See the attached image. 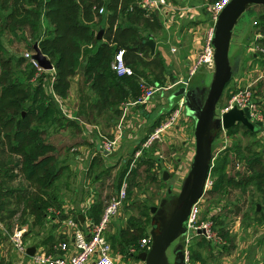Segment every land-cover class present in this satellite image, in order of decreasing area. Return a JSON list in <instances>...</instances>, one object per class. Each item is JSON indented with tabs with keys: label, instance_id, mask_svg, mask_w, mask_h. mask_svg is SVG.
Here are the masks:
<instances>
[{
	"label": "trees",
	"instance_id": "16d2710c",
	"mask_svg": "<svg viewBox=\"0 0 264 264\" xmlns=\"http://www.w3.org/2000/svg\"><path fill=\"white\" fill-rule=\"evenodd\" d=\"M102 6L104 10L100 12ZM41 17L45 18L44 32ZM259 18L256 24H259L260 31H264V12ZM25 27L31 30L33 42H37L54 63L56 74L52 88L58 95L67 98L71 78L80 74L77 115L88 121L94 109H99V112L113 109L118 114L121 102L139 95L141 77L148 78L140 64L149 66L158 79L161 76L153 68L154 63L164 67L160 60L147 61L138 53L143 50L147 57L150 56L146 40L162 27L159 9L146 10L139 0H0V214L11 229L16 215H19L20 224L25 223L28 216H33L32 223L42 225L48 213L53 212L50 208L59 205L60 200L53 189L69 166L61 162L56 145L46 139L47 128L67 123L84 127L79 119L62 112L46 88L45 74L37 77L33 84L30 78L36 72L34 65L29 60L34 68L29 69L24 66L26 56L10 53L3 36L18 33ZM100 28H103L102 38H98ZM259 40L264 41V38ZM33 42L30 45L34 52ZM121 48L126 49V62L135 69L133 75H118L113 69L115 54ZM225 132L234 135L239 132L255 133L256 130L237 122ZM256 144V140L244 143L242 139H236L215 157L211 168L212 185L206 194L208 199L214 196L217 199L204 206L207 208L204 215L210 213L211 203L219 201L233 189H240V195H244L254 187L259 198L253 200L254 215L248 216L246 225H264V153L256 149ZM237 160L243 162V169L235 168ZM153 164L154 159H147L144 153L137 158L130 169L124 204H127L132 188L138 184L135 178L142 172L145 179L156 180L151 171ZM129 167L130 162L121 174L119 185ZM258 203L261 209H258ZM225 206L224 210H216L210 216L215 221V228L226 240L220 251L228 253L235 246V235L230 232L228 212L225 211L230 206L229 211L239 212L242 205L237 200ZM103 208V201L98 198L88 208L89 217L98 220ZM136 209L125 226L114 233L107 231L114 253L129 256L132 244L138 246L139 252L142 250L138 244L141 237L150 235L147 231L152 218L150 204L140 202ZM246 217L245 213L243 221ZM75 219L80 221L77 215ZM55 240L53 234L44 239L43 243L50 246L48 252H57L53 246ZM207 244L215 252L216 243L201 235L194 239L190 264L206 263L203 247ZM134 256L138 257V253Z\"/></svg>",
	"mask_w": 264,
	"mask_h": 264
},
{
	"label": "crops",
	"instance_id": "0c3cea01",
	"mask_svg": "<svg viewBox=\"0 0 264 264\" xmlns=\"http://www.w3.org/2000/svg\"><path fill=\"white\" fill-rule=\"evenodd\" d=\"M168 1L169 2L167 4L162 5L161 9H159L162 27L160 28V30L155 32L152 37L146 40L147 43L149 39H154V41L156 42L155 52L154 53L151 52V47L148 45V43L147 45L149 46L150 56L147 57L143 50L138 52L147 61L156 59V60H160L164 65V67L162 68L161 64L154 63L153 68L161 76V79H158L155 78V74H153L149 66L140 64V68L144 69L148 74V78L152 80L150 81L152 82L150 84L160 86V89L157 90L155 96L152 99H150L149 103L136 104L130 106L121 133L118 132L117 127L124 111L123 102H121L118 105V109L120 110V113L118 114L114 113L113 109H108V110L104 109L103 111L100 112L99 109L97 108L94 109V112L92 113L91 118L89 119L92 121H96V123L90 122L87 127L84 124V127L82 128L83 130L86 131V133H79L80 136L78 135L79 136L78 141L74 142L73 146H71L68 149V151H70V156L62 157L60 149H58L57 144L51 139L49 140L48 138H46L48 141H51L56 145L58 156L61 162L64 164H68L69 167L66 169L67 171H65L67 174L64 173L63 175L65 174L67 175V183L72 189L70 196H68L66 199L64 198V196L60 197L57 194L58 199L60 200L59 205L58 206L54 205L50 208L51 209L50 211H53L55 214H53V212L51 213L49 212L50 214L48 213L44 224H42L44 225V227H46V228L43 227V230L44 231L47 230L45 232V234H48L47 236H49V234H53L57 239L59 238L58 236L60 235V233H62L64 235L67 234V236L66 238L62 237L60 241L63 240L73 241V238L71 237V225L69 224V219L75 218V215H77V217L80 220L79 222H81V224H86L89 218L88 208H90V206L94 204L98 200V198L101 201H103V204L105 206V204L107 203L113 192L118 188L121 174L123 173V171L126 170V168L129 165V162H130V167L128 171H126V173L129 172L130 175V169L132 167V164L135 165L137 158H139L142 155V153H144V157H146L147 159L148 158L154 159V164L151 167V171L156 177V180L153 181L150 180L149 178L145 179V174L144 172H142L141 175H139L134 180L135 183L138 184L135 185L134 188L132 189L130 198H132L133 195H135V189H137V187L141 186L142 184L160 182L159 185L163 187L158 191L157 197H155L152 200V202H150L151 203L150 207L152 212V207L155 205L159 206L163 198L166 197L170 199L180 194L184 181L189 174L192 163V161L190 163L187 162V157H185L184 153L182 152L183 144L187 143L189 145L188 141L191 142L194 141V143L196 142L195 125L193 128L194 133H192L191 140L189 139V135L191 133L185 132L184 134L177 132L171 138H169L166 135H163L162 139L157 140L150 147H143V142L148 136V134L159 124L163 123L170 114L171 111L170 104L166 105L165 102H162V99L169 100L170 93L180 85H186L187 88L192 89L193 88L192 85L194 84L201 85L202 83V87L206 89L205 88L207 84L206 81L199 82V80L192 79L195 73L190 76V70L194 65L192 64V61L193 59H197L198 55L203 49L207 32L210 26L213 24L211 11L210 9H208V6L213 4L216 0H168ZM257 7H259V9ZM248 9L255 10L254 13L256 14L254 15V19H253V24H254V20L256 19L255 17L256 16L259 17V15L262 12H264V3L253 4ZM238 21L234 26L230 41V49H231L232 38L234 35H237V39H238L237 49H235L232 55L230 54V50H229L230 62L233 68L232 78L228 82V86L230 87V93H233L238 87L251 85V88L254 90V97L264 108V57L261 55V53L255 51L253 47L252 39H254L253 33L255 32L254 31L255 26L251 29L247 37L240 39L238 36L240 33V31H238L239 27L236 26ZM251 41H252V45H251ZM124 58H125V53H124ZM126 63L132 66L130 63L128 62ZM46 71L51 72V74L52 72H54L53 74H56L55 68L47 69ZM80 77H81L80 74H77L71 78L70 92L68 97L66 98L67 100L69 99L70 96H72L75 105L74 114L76 116H78L77 109L79 108V104H80V93H79ZM44 78H45L44 81H46L47 90L50 92V94L53 95L54 90L52 88V83H53L52 79L49 82V80H46L45 76ZM144 78L146 80L148 79L146 77ZM180 79H184V80L188 79V82L185 84L179 83L170 89H165L161 87V86L173 84ZM203 79L205 80V78ZM30 81L33 84L36 82L35 75H33L32 78H30ZM139 88H140L139 91L140 93L136 98H138L141 95L140 85ZM92 97L94 98V96ZM136 98H129V99H136ZM205 99H206L205 95L202 98L198 97V102L200 104H203ZM184 106L186 108L187 115H189V119L188 121H186V129L188 131L190 126V120H193L194 116L188 113L186 104H184ZM225 108L222 110V113L225 111ZM250 119L255 124L254 129H251L244 123L242 124L247 126L251 130L254 131L256 130V132L245 133V134H251L255 136L253 140H256L257 142V144L255 145L256 149H259L264 153V146L261 144L260 139H258L257 137V135L264 134V121L260 122L253 120L252 118ZM84 120L88 121L86 119ZM52 126H57V125L56 124L50 125L49 128H47V130L52 128ZM63 126L64 125H58L57 128H62ZM104 128L110 130L107 131ZM217 134L213 140V145H212L213 151H214L216 138L219 136V134L222 133H217ZM238 134L239 133H236L234 135H229L226 132L223 133L224 138H226V141L225 139H221L222 142L225 141V143H223L222 146L219 147L218 150L213 154L212 164L214 162L215 157L221 151H223V149H225L227 146L232 145L234 140H236V138L242 139L244 142V139L242 137L237 136ZM103 137L117 138V143L114 149H112L109 152L99 149L100 147L99 143H101ZM177 141L180 143L177 144ZM138 151H141L139 155H138ZM165 153L169 155L168 159H166ZM235 164H236L235 165L236 169H243L244 167L243 162L241 161L237 160ZM166 170L169 173V177L167 179L164 178V172ZM113 172L114 174H112ZM126 173L124 174V176L126 175ZM89 174L93 177V180L96 181V183L99 182V184H96V186H94V184H92ZM110 174L111 176L113 175V179L115 180V182L117 181V186L115 187L114 190L111 191L108 197L104 199L102 195V192L103 193L105 192V190H103L104 185L100 186V184L102 183L101 181L103 180L102 177ZM63 175L60 177V180L61 178H63ZM108 180L110 179L108 178ZM177 184H179L178 189H176ZM88 187H91L90 191L92 192L91 193L92 195H89L90 192H87ZM93 187L96 188L100 187V188H98V190L95 191V188ZM164 187H166L165 191L162 190ZM210 187L206 188V191ZM169 189L171 191H169ZM206 191L200 199V205L202 207L205 206L206 204L208 205L210 200L217 199L216 196L212 198L209 197L208 199V197L205 196ZM78 194L79 196H76ZM240 194H241L240 189H233L229 194L224 195L223 198L219 199V201L210 204V210H211L210 213L206 215L201 214L203 218L210 217L212 212L219 209L224 210V208L226 207L225 206L226 203L239 200L242 205L241 206L242 208L239 212L234 210L229 211L228 209H231L230 206H228L226 208L227 211H225L228 212L227 214L229 219H236V220L239 219L237 220V227H235V231L237 230L236 231L237 233L236 232L233 233L232 227L230 226V232L235 235V242L237 244L239 243L238 241V239L240 238L239 234L241 233L242 230H245L244 228L246 226L243 225V227L239 228V226L242 223L243 217L245 216V213L248 215L251 214L249 210L254 205L253 200H257L259 198V193L254 189V187L248 189L244 195H240ZM156 198H158V200ZM128 201L127 204L122 205L119 214L117 215L116 218L114 217L113 221L110 223L108 228L109 230L108 233H114L121 227L125 226L129 218V215H127V213L130 214L131 213L130 211L134 209L135 206L134 202L136 203L141 201L144 202L145 200L134 201V199H131V201L129 202ZM158 201L159 204H156L155 202ZM259 204L260 203H258V205ZM126 205L129 206L126 207ZM61 206L63 207L64 211H62V209L59 208ZM135 210L137 209L135 208ZM134 211L132 213H134ZM59 212L61 213L60 215H58ZM152 214L154 213L152 212ZM32 220H33V216H28L27 221L21 224V227L24 228L25 237L26 236L30 237V241H31L30 246L36 245V249L42 248L48 251V248L50 247L49 244L43 243L44 239L47 236L42 237V232L44 231H35L37 226H40V224L34 225L32 223ZM29 223H31L30 226ZM246 230L247 233H254L253 236L254 238L252 237V239L248 240V242L242 245L243 248L247 250L244 253L245 255L246 254L247 255L244 262L242 263L240 262L239 264H264V225L254 226L252 224H248ZM181 236H184L183 241L185 245V232ZM256 236H258L259 238L255 240ZM60 241L55 240L53 246L55 247V245H57ZM0 242L2 241L0 240ZM3 244L4 243H0L1 246H3ZM236 248H238V246ZM238 249H240V247ZM12 252L13 253L11 254V258L9 256L8 259H15V253H14L15 251L13 250ZM57 252L59 253L58 250ZM172 252H173L172 253L173 258L168 253V250H167V255L169 262L174 263L176 252L174 251V249L172 250ZM115 254L121 257V254H119L118 252H115ZM26 255L29 256L31 262L30 264H34V262L31 259L32 255L29 254ZM2 261L3 260H0V264L3 263ZM8 264L11 263L8 262ZM12 264H22V261L17 260L14 261ZM206 264H207V260H206Z\"/></svg>",
	"mask_w": 264,
	"mask_h": 264
},
{
	"label": "built area",
	"instance_id": "2783aa9c",
	"mask_svg": "<svg viewBox=\"0 0 264 264\" xmlns=\"http://www.w3.org/2000/svg\"><path fill=\"white\" fill-rule=\"evenodd\" d=\"M230 1L231 0H216L213 4L208 6V9L211 11L213 24L210 26L207 32L204 47L198 55L196 63L190 70V76L194 74L202 64H205L208 68H212L214 70L215 45L213 43V38L215 33V24L221 11ZM168 2V0H139V4L149 11L161 9L162 5H165ZM103 10L104 7H100V12ZM256 22L257 21L255 20V23ZM261 38H264V31H257L254 35L253 47L255 50H259L264 54V45H260L258 42V40ZM33 53V51H28L26 52V56L36 68L35 78H37L47 69L40 65L38 60L33 57ZM124 53L125 49L123 48L117 51L115 54L113 69L118 75H133L135 73V69L126 63ZM54 79L55 75H52V82ZM187 82L188 79H180L173 84L161 87L170 89L179 83L185 84ZM139 85L142 89L141 95L136 99H127L123 102L124 111L117 127L119 133H121L130 106L149 103L150 99L155 96L157 90L160 89V86L150 84L144 77H141ZM53 96L64 114L70 116L71 118L79 119L81 123L83 122L82 124H86L85 120L81 117L68 113L64 102L65 98L58 95L55 91H53ZM184 99L185 98L183 96L176 99L175 103L171 107L168 118L148 134L143 142V147H150L154 142L162 139L163 132L168 127H172L174 124L178 123L180 114L185 104ZM234 105L243 108L247 115L253 120L260 122L264 121V110L258 100L254 97V90L251 88V85L238 87L232 93L225 111ZM116 143L117 138L103 137L101 140V147L104 151L109 152L114 149ZM140 152L141 151H138V155ZM133 165L134 164H132V166ZM128 176L129 172L126 173L118 188L113 192L105 204L102 214L98 220H94L89 217L87 223L82 225L75 218L69 219V224L71 225V237L73 238V241L63 240L55 245V249H57L59 253L48 252L42 248L36 249L34 255L31 256L34 264H118L119 256H117L113 251L112 244L107 236V230L114 217L119 214L120 208L127 198L129 187ZM211 185L212 179L210 172L206 187H210ZM0 225H4L1 214ZM185 225L186 232L184 245V264H190L192 262L190 244L197 236H204L206 239L218 245H222L225 242V239L215 228L214 219L211 216L206 218L202 217L200 200L192 205ZM11 238L15 249L19 253L28 254L27 248L30 246L31 241L28 245L25 244L24 228L17 227ZM151 243L152 236L150 234L141 237L138 244L140 249L148 250L151 247ZM130 250L138 251V246L132 244L130 246Z\"/></svg>",
	"mask_w": 264,
	"mask_h": 264
},
{
	"label": "water",
	"instance_id": "95a60500",
	"mask_svg": "<svg viewBox=\"0 0 264 264\" xmlns=\"http://www.w3.org/2000/svg\"><path fill=\"white\" fill-rule=\"evenodd\" d=\"M258 3H264V0H231L221 11L215 24L213 38L215 68L204 103L200 104L194 90L187 88L186 85L178 86L169 95L170 108L176 99L183 96L188 113L195 118V154L180 194L170 199L165 197L159 206L152 207L154 228L151 232V247L138 253V257L146 264H184V248L181 244L174 249L176 252L174 263L169 262L167 250L178 237L186 232L185 222L191 207L201 199L206 191L213 161L212 145L217 130L228 129L237 122L244 123L251 129L255 128L254 122L246 111L237 105L224 111L220 117L214 118V116L224 88L233 75L229 50L234 26L245 10ZM102 37L103 28L98 31V38ZM147 43L151 47V52L154 53L156 47L154 39H149ZM34 49L33 57L43 68L55 67L52 60L42 52L38 43H35ZM168 177L169 173L166 170L164 178ZM260 207L259 204L258 208ZM35 251L36 245L28 246L29 255H34Z\"/></svg>",
	"mask_w": 264,
	"mask_h": 264
},
{
	"label": "rangeland",
	"instance_id": "374dc122",
	"mask_svg": "<svg viewBox=\"0 0 264 264\" xmlns=\"http://www.w3.org/2000/svg\"><path fill=\"white\" fill-rule=\"evenodd\" d=\"M257 8L259 9V7H257ZM254 12H255L254 9H250V10L247 9L242 14V16L240 17V19H239V21H238V23L236 25L237 27H239L238 31H240V33H239L238 36H239L240 39H243V38L247 37L249 35L251 29L254 26H255V29H254L255 32L253 33V36L255 35V33L257 31H260L261 28L259 27V24L255 23V20L256 21L260 20V18L258 16L255 17L256 19L254 20V24H253L254 15L256 14ZM41 22H42L41 29L44 32L45 31V18L44 17H41ZM99 27H100V25L97 24V28L98 29H99ZM237 27H236V29H237ZM30 32H31V30L28 27H25L23 29H20L18 31V33L6 34V35L3 36V40H4L5 44L7 45L10 53H13L15 56H17V55L26 56V52L32 50L31 49L32 46L30 45V42L31 41L33 42L34 39H32L33 36H32V33L30 34ZM237 40H238L237 39V35H234L233 38H232V42H231V49H230V54L231 55L233 54L235 49H237V47H238ZM252 40H254V39H252ZM258 42H259L260 45H264V41L258 40ZM35 43H37V42H33V45H35ZM251 45H252V41H251ZM255 51H258L264 57L263 52H260L259 50H255ZM196 60L197 59H193L192 64H195ZM24 66L29 67V69H34L33 66L29 63V59H27V58H26V63L24 64ZM22 69H24V68H21L20 70H22ZM53 73L54 72H52V74H51V72H47L46 70L43 72V74H45L44 76L46 77V80H49V82L52 79V75H55ZM202 75H203V78H205V80L202 78ZM212 77H213V69L212 68H208L207 65H205V64H202L198 68V70L195 72L193 77H192V79L199 80V82H202V81L205 82L206 81V83H207V84L205 83L206 84V87H205L206 91H205V93H203V95H205V98H206L207 93L209 91V86H210L209 84L211 83ZM148 81L149 80L147 79V82ZM149 83H152V82L149 81ZM195 85H197V84H195ZM199 86L202 87V83ZM192 89L194 90V92L196 91V87L195 86H193ZM141 93H142V89H141ZM229 93H230V87L227 85V86H225L223 94H222V96H221V98H220V100H219V102L217 104L216 113H215L214 118L220 117L221 114H222V110L228 105V102L230 100ZM195 94H196V96L198 98L199 97L198 91H196ZM157 100H158V98H157ZM73 101L74 100L72 99V96H70L69 99L66 100V98H65V100H64L66 108L68 110V113H70V114H74L75 113L74 112L75 105H74ZM162 102H165L166 105L170 104V100H168V99H162ZM263 110H264V108H263ZM188 119H189V115H187L186 108L184 106L183 109H182V112L180 114V118L178 120V123L174 124L172 127H168L163 132V135H166L169 138H171L177 132L184 133V134H185V132H187V133H191L189 135V139L191 140L192 133H194L193 132V128H194V125H195V118L193 120H190V126H189V129L187 131V129H186V121H188ZM85 122H86V124H85L86 127L88 126V124L90 122L91 123H93V122L96 123V121H92V120L85 121ZM57 126H52V128L47 130V132L45 133V136H46V138H48L49 140L51 139L52 141H54L57 144L58 149H60L62 157L70 156V151H68V149L71 146H73L74 142L78 141L79 136H80L79 133H86V131L83 130V128H79L76 125H71V124H68V123L65 124L62 128H57ZM102 126H103V124H102ZM104 129L107 130L106 128H104ZM108 130H110V129H108ZM215 130L216 129H214V131ZM216 133H222V134H219V136L216 138V142H215V145H214V151L212 150V154H214L218 150V148L221 147L222 144L225 143V141H226V138H224V135H223V133H225V129H218ZM237 136L242 137L244 139L245 143L250 141V140H253L254 137H255V136H253L251 134H245L243 132H239V134ZM257 137H258V139H260L261 144L264 146V134L263 135L262 134L257 135ZM221 139H225V141L222 142ZM188 142H189V145L187 143L183 144L182 152L184 153V156L187 157V162L190 163L192 161V158H193L194 154H195V143H194V141L193 142L188 141ZM179 143L180 142L177 141V144H179ZM99 146H100L99 149L103 150V148L101 147V143H99ZM165 157H166V159H168L169 155L167 153H165ZM64 173H66V172H64ZM66 174L63 175V178H61V180L59 179V181L57 182L56 187L53 189L54 193H57L60 197L64 196L65 199L68 196H70L71 190H72L70 188V186L68 185V183H67V175ZM90 174H89V176L91 178L92 184H94V186H96V184H99V182L96 183V181L93 180V177ZM112 174H114V172ZM0 176H1V173H0ZM102 178H103V180L101 181L102 183L100 184V186L104 185L103 190H105V192L104 193L102 192V195H103V198L105 199L106 197H108V195L111 193V191L115 189V187L117 186V181L115 182V180L113 179V175L111 176V174L107 175V176H103ZM108 178L110 180H108ZM16 184H17V182H16ZM132 184H133V182H132ZM159 184H160V182L142 184L141 186L137 187V189H135V195H133L132 198L129 197L128 200L129 201H131V199H134V201L135 200L136 201L145 200V201H147L148 204H151L150 202H152V200L155 197H157L158 191L163 187V186H161ZM78 187H80V186H78ZM90 188L91 187H88L87 192H90L89 195H92L91 194L92 192L90 191ZM93 188H95V191H96L100 187H98V188L93 187ZM165 188L166 187H164L162 190L165 191ZM178 188H179V184L176 185V189H178ZM76 196H79V194L76 195ZM205 196H208V195L205 194ZM156 199L158 200V198H156ZM141 203H143V202L141 201ZM155 203L159 204V201L155 202ZM134 204H135V206H134V209H132L130 211L131 213L135 210L137 205L140 204V202H138V203L134 202ZM59 208H61L64 211L62 206L59 207ZM254 208H255V205L252 206V208L249 210L251 214H249V215L247 214L246 220H244V221L242 220L243 222L241 223L239 228L243 227V225L247 224V222L249 221L248 216H250V215L253 216L254 215ZM201 209H202L201 214H203V212L205 214V210L207 208L206 207L204 208V206L203 207L201 206ZM149 212L151 213V215H153L152 212H151V209H150ZM60 214L61 213L59 212L58 215H60ZM130 214L127 213V215H129V216H130ZM116 217H117V215L115 216V218ZM237 220H239V219H237ZM237 220L236 219H228L229 227L230 226L232 227L233 233H235L237 231V230L235 231V227H237ZM12 221H13V228L12 229L8 228L7 225L4 222H3V224H4L3 226L0 225V240L2 241L0 243H4L3 246L0 245V260H3L2 264H8V262H10L12 264L14 261H17V260L18 261H22V264H30L31 262H30L29 256L26 255V254L18 253L17 250L15 249V246H14L12 238H11V236H12L13 232L16 230V228L17 227H19V228L21 227V224L19 223V215H16L13 218ZM240 222H241V220H240ZM30 225H31V223H29V226ZM43 227H44V225L37 226L35 231H44ZM44 228H46V227H44ZM153 228H154V224H153V220L151 218V222L147 225V231L151 234ZM246 228H247V225L244 228L245 230H242L241 233L239 234V236H240V238L238 239L239 243L237 244L235 242V247L232 249L231 252H228V253L224 252L223 253L222 251H220L222 249V247H220L221 245H218V244H216V248L214 247V250H215V252H214L212 250V248H213L212 245H211L212 248H210V246L208 244L205 245V247H203L204 248L203 249V253H204L205 257H206L207 264H215L216 262H217L216 264H239L240 262L241 263L244 262V260L246 259V255H247V254L245 255L244 253L247 250L245 248H243L242 245L245 244L246 242H248V240L252 239V237L254 236V233H247L246 232L247 231ZM61 229H62V227H61ZM46 231L42 232V237H46L48 235V234H45ZM107 231L109 232V230H107ZM110 232H111V230H110ZM66 236H67V234L64 235V234L60 233V235L58 236L59 238H57V240L60 241L62 237L66 238ZM258 238L259 237L256 236L255 240L258 239ZM183 239H184V236L178 237L173 242V244L169 247L168 253L171 255L172 258H173L172 250L175 249V247L177 245L181 244L182 248L184 247ZM24 241H25V244L28 245L30 243V237L26 236L24 238ZM193 241H194V239L192 240L191 244L193 243ZM191 244H190V248H191ZM237 246H238V248L240 247V249L236 248ZM13 250L15 251L14 252L15 253V259H8L9 256L11 258V254L13 253L12 252ZM130 252L131 253H130L129 256H123L122 253L119 252L121 254V257H123V258H121L119 256L120 259L118 260V264H146L144 260L140 259L139 257H135L134 256L135 253H139L140 251L138 252L137 250L136 251H131L130 250Z\"/></svg>",
	"mask_w": 264,
	"mask_h": 264
},
{
	"label": "flooded vegetation",
	"instance_id": "af4514ba",
	"mask_svg": "<svg viewBox=\"0 0 264 264\" xmlns=\"http://www.w3.org/2000/svg\"><path fill=\"white\" fill-rule=\"evenodd\" d=\"M193 86H195L196 87V91H198V95H199V98L201 97H203L204 95H203V93H205V91H206V89H204L203 87H201V86H199V85H192V87ZM195 91V92H196Z\"/></svg>",
	"mask_w": 264,
	"mask_h": 264
}]
</instances>
